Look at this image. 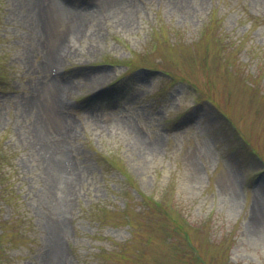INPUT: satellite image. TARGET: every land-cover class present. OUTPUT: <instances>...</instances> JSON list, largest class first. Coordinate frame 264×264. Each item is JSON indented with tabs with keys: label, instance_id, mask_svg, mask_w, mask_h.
Returning a JSON list of instances; mask_svg holds the SVG:
<instances>
[{
	"label": "rangeland",
	"instance_id": "1",
	"mask_svg": "<svg viewBox=\"0 0 264 264\" xmlns=\"http://www.w3.org/2000/svg\"><path fill=\"white\" fill-rule=\"evenodd\" d=\"M256 207L264 0H0V264H54L57 221L58 264H264Z\"/></svg>",
	"mask_w": 264,
	"mask_h": 264
},
{
	"label": "bare ground",
	"instance_id": "2",
	"mask_svg": "<svg viewBox=\"0 0 264 264\" xmlns=\"http://www.w3.org/2000/svg\"><path fill=\"white\" fill-rule=\"evenodd\" d=\"M118 7H124V1L117 3ZM126 22V21H125ZM55 52L51 53L49 56L51 63L53 62V57L55 56ZM68 89L67 85L59 86V89ZM58 91V87H57ZM63 91V90H62ZM60 142H52L49 143H40V149L44 151L45 159L47 161V165L49 168V186L52 191V200L55 203V206L60 208H66L68 205V195L71 193L73 188V182L70 180L64 179L63 175H65L64 169H69L70 164L65 156L62 155V144L64 140V134L61 137ZM44 140V139H41ZM62 143V144H61ZM152 148V147H150ZM149 148V150H151ZM67 174V173H66ZM60 175V176H59ZM249 232L254 237H259L264 235V214L261 212L259 208H255V218L252 220V223H249ZM64 230V222L57 221L53 223L52 226V234H53V244L50 249L49 257L53 261L54 264H58V260L61 258L62 251L59 245V237L62 235Z\"/></svg>",
	"mask_w": 264,
	"mask_h": 264
},
{
	"label": "trees",
	"instance_id": "3",
	"mask_svg": "<svg viewBox=\"0 0 264 264\" xmlns=\"http://www.w3.org/2000/svg\"><path fill=\"white\" fill-rule=\"evenodd\" d=\"M227 41H229V39H227ZM124 81H125V79H120V80H118V81L114 84V87H113V88H115L116 90L119 89L120 87L123 86L122 83H123ZM125 83H126V82H125ZM125 83H124V84H125ZM110 163L112 164L111 161H110ZM149 199H150V198H148V197H147V198L144 197V202L149 204V202L152 201V202L154 203L153 199H150V200H149ZM148 200H149V201H148Z\"/></svg>",
	"mask_w": 264,
	"mask_h": 264
}]
</instances>
